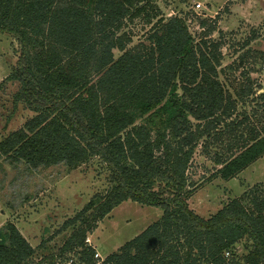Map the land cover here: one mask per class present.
Wrapping results in <instances>:
<instances>
[{"label": "trees", "instance_id": "1", "mask_svg": "<svg viewBox=\"0 0 264 264\" xmlns=\"http://www.w3.org/2000/svg\"><path fill=\"white\" fill-rule=\"evenodd\" d=\"M137 21L150 30L132 45ZM200 26L208 28L196 42L187 17L164 18L155 0H0V32L19 46L0 88L17 84L14 110L34 114L0 142V154L70 171L97 159L108 172L107 190L61 226L70 233L50 264H264V186L209 218L189 205L200 146L218 167L210 180L234 179L264 156V122L251 117L258 110L239 112L249 102L263 107L264 92L250 79L226 89L223 42L208 40L207 20ZM127 201L163 215L100 262L87 239ZM41 247L13 223L0 228V264H35Z\"/></svg>", "mask_w": 264, "mask_h": 264}, {"label": "rangeland", "instance_id": "2", "mask_svg": "<svg viewBox=\"0 0 264 264\" xmlns=\"http://www.w3.org/2000/svg\"><path fill=\"white\" fill-rule=\"evenodd\" d=\"M155 4L166 19L175 15L187 17L196 42L208 28L200 26L201 20L215 27L208 40L223 42L220 79L226 89L234 92L250 79L255 82V90L261 87L259 93L264 92V0H155ZM129 30L134 35L132 45H135L145 41L150 26L137 21ZM246 42L249 43L245 45ZM115 54L118 57L120 52L115 51ZM243 54L245 57L241 61ZM18 57V43L11 35L0 32V83L12 72ZM17 89V84L9 83L0 88V142L9 133L22 128L34 115L24 106L14 110L13 95ZM262 104L258 109L256 103L249 102L240 106L239 112L247 110L252 115L258 110L259 117H251L260 127L258 120L264 122ZM201 148L196 151L189 172L190 181L198 188L189 205L198 215L209 218L250 188L264 186V156L234 179L210 180L218 167ZM215 152L216 149H212L211 156ZM108 186V172L97 159L70 171L63 164L35 169L24 163L11 164L0 154V228L13 223L33 247L43 244L34 263L50 264L51 255L58 254L70 233H58L63 223L75 216L93 196L104 193ZM162 215L161 208L133 201L116 207L88 237L91 246L100 254L98 260L101 262L118 251L159 221ZM238 251L245 254L241 244Z\"/></svg>", "mask_w": 264, "mask_h": 264}, {"label": "built area", "instance_id": "3", "mask_svg": "<svg viewBox=\"0 0 264 264\" xmlns=\"http://www.w3.org/2000/svg\"><path fill=\"white\" fill-rule=\"evenodd\" d=\"M197 7L200 8V7H201V4H197ZM263 69H264V68H263ZM87 243H88L89 245H91V241H90L89 238L87 239ZM99 257H100V254H99L98 252H96V254H95V258L98 259ZM68 264H73V260H70V262H69Z\"/></svg>", "mask_w": 264, "mask_h": 264}, {"label": "crops", "instance_id": "4", "mask_svg": "<svg viewBox=\"0 0 264 264\" xmlns=\"http://www.w3.org/2000/svg\"><path fill=\"white\" fill-rule=\"evenodd\" d=\"M91 241V240H90Z\"/></svg>", "mask_w": 264, "mask_h": 264}]
</instances>
